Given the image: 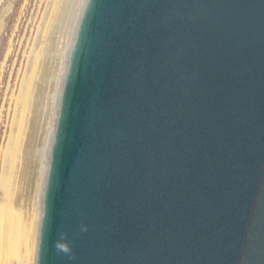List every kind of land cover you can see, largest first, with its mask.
<instances>
[{
	"label": "water",
	"instance_id": "water-1",
	"mask_svg": "<svg viewBox=\"0 0 264 264\" xmlns=\"http://www.w3.org/2000/svg\"><path fill=\"white\" fill-rule=\"evenodd\" d=\"M36 264H264V0H87Z\"/></svg>",
	"mask_w": 264,
	"mask_h": 264
},
{
	"label": "bare ground",
	"instance_id": "bare-ground-1",
	"mask_svg": "<svg viewBox=\"0 0 264 264\" xmlns=\"http://www.w3.org/2000/svg\"><path fill=\"white\" fill-rule=\"evenodd\" d=\"M41 1L43 10L8 97L6 132L0 147V264H36L59 102L87 3Z\"/></svg>",
	"mask_w": 264,
	"mask_h": 264
},
{
	"label": "rangeland",
	"instance_id": "rangeland-1",
	"mask_svg": "<svg viewBox=\"0 0 264 264\" xmlns=\"http://www.w3.org/2000/svg\"><path fill=\"white\" fill-rule=\"evenodd\" d=\"M43 5L41 0H0V147L6 132L8 97Z\"/></svg>",
	"mask_w": 264,
	"mask_h": 264
}]
</instances>
